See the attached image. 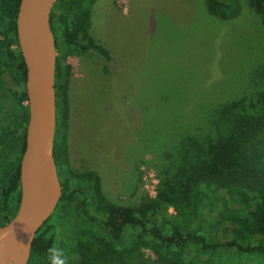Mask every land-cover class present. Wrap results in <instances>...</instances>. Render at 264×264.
Segmentation results:
<instances>
[{"label":"trees","instance_id":"trees-1","mask_svg":"<svg viewBox=\"0 0 264 264\" xmlns=\"http://www.w3.org/2000/svg\"><path fill=\"white\" fill-rule=\"evenodd\" d=\"M96 1L58 0L51 13L57 47L54 157L63 193L37 230L28 264H50L49 247L63 249L68 264H119L124 255L145 249L164 264H264V61L248 92L205 109L200 121L168 143L157 196L116 203L97 171L72 167L69 57L95 51L112 58L90 30ZM250 2L264 20V0ZM21 3L0 0V226L19 210L30 117L17 28ZM206 5L222 18L240 12L237 0H206Z\"/></svg>","mask_w":264,"mask_h":264},{"label":"rangeland","instance_id":"rangeland-1","mask_svg":"<svg viewBox=\"0 0 264 264\" xmlns=\"http://www.w3.org/2000/svg\"><path fill=\"white\" fill-rule=\"evenodd\" d=\"M237 1L240 12L231 18L212 14L206 0L93 4L90 30L112 58L95 51L69 57V153L77 172L100 174L112 201L157 196L168 143L205 109L240 98L257 82L264 20L250 0ZM84 237L90 241L91 234ZM127 262L164 264L150 249L124 255L119 264Z\"/></svg>","mask_w":264,"mask_h":264},{"label":"water","instance_id":"water-1","mask_svg":"<svg viewBox=\"0 0 264 264\" xmlns=\"http://www.w3.org/2000/svg\"><path fill=\"white\" fill-rule=\"evenodd\" d=\"M29 1L22 0L17 17L19 44L27 65L30 109L21 160L22 196L16 215L0 226V241L10 242L13 264L29 263L37 230L55 210L63 193L54 157L57 47L51 13L58 0Z\"/></svg>","mask_w":264,"mask_h":264},{"label":"bare ground","instance_id":"bare-ground-1","mask_svg":"<svg viewBox=\"0 0 264 264\" xmlns=\"http://www.w3.org/2000/svg\"><path fill=\"white\" fill-rule=\"evenodd\" d=\"M32 0L29 1V4ZM24 237L28 238L29 234L25 233ZM12 247L9 241H0V264H13L11 259Z\"/></svg>","mask_w":264,"mask_h":264},{"label":"clouds","instance_id":"clouds-1","mask_svg":"<svg viewBox=\"0 0 264 264\" xmlns=\"http://www.w3.org/2000/svg\"><path fill=\"white\" fill-rule=\"evenodd\" d=\"M48 252L50 264H68L69 258L63 249L49 247Z\"/></svg>","mask_w":264,"mask_h":264},{"label":"flooded vegetation","instance_id":"flooded-vegetation-1","mask_svg":"<svg viewBox=\"0 0 264 264\" xmlns=\"http://www.w3.org/2000/svg\"><path fill=\"white\" fill-rule=\"evenodd\" d=\"M27 88V87H26ZM24 103H27V101H25Z\"/></svg>","mask_w":264,"mask_h":264}]
</instances>
